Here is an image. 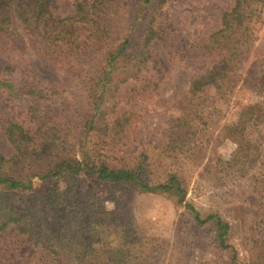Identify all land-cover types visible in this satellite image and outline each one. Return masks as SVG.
<instances>
[{
	"label": "rangeland",
	"instance_id": "obj_1",
	"mask_svg": "<svg viewBox=\"0 0 264 264\" xmlns=\"http://www.w3.org/2000/svg\"><path fill=\"white\" fill-rule=\"evenodd\" d=\"M136 1L121 0L123 22L112 43L121 38L119 27L132 17ZM74 2L54 0V16L72 15ZM234 5L235 0H165L154 13L157 32L146 70L120 84L106 106L108 125L90 131L82 120L89 113L87 82L94 75L88 67L95 55L54 60L0 38V81L47 88L48 119L57 130L48 136L54 132L56 139L72 140L71 156L83 167L73 179V174L46 182L32 178L35 194H62L63 210L50 221L58 227L73 219L69 228L75 232L68 239L84 233L87 243L80 247L111 248L105 258L98 253L92 261L65 258L63 264H264V0L246 8L252 40L227 62L221 86L209 83L194 95L189 91L195 79H205L225 60L226 49L211 36ZM31 104V95L11 93L0 84V154L16 152L5 132L8 122L37 128ZM124 117L125 126L114 136L109 131L115 119ZM100 153L114 166L136 169L143 162L151 184L177 174L184 197L97 180L89 171ZM186 204L202 219L218 215L229 224L224 243L216 221L197 223ZM100 226L108 232L93 237ZM121 236L124 261L116 258L118 248L113 250ZM46 253L14 224L0 231V264H51Z\"/></svg>",
	"mask_w": 264,
	"mask_h": 264
},
{
	"label": "trees",
	"instance_id": "obj_2",
	"mask_svg": "<svg viewBox=\"0 0 264 264\" xmlns=\"http://www.w3.org/2000/svg\"><path fill=\"white\" fill-rule=\"evenodd\" d=\"M164 1L137 0L132 17L127 22L124 20V25L119 27L122 35L114 44L111 42L112 36L116 27L123 22L121 12L118 11L122 6V3L119 5L121 0H75L74 13L63 18L54 16V0H0V38L8 37L16 43L27 45L37 55L54 60L86 58L94 54L96 58L88 67L89 73L94 75L87 82L90 107L89 113L83 117L82 127L89 131L97 130L96 126L101 128L100 126L108 125L106 106L112 93L116 92L122 82L130 78L137 79L146 70L152 58L150 43L157 32L154 13ZM255 1L258 0H235L234 7L223 12L222 27L211 38L218 47L226 49V58L205 79H195L191 83L189 91L192 95L209 83L221 86L218 79L221 77L223 80L227 62L252 40L249 25L252 15L246 8ZM124 76L126 78L122 80ZM0 84L6 86L11 93L21 91L31 95L30 117L38 123L34 131L17 122H8L5 126L6 135L16 152L10 157L0 154V231L14 224L20 233L40 243L47 250L46 256L51 264H63L65 258L83 263L102 256L105 258L103 254L109 253L111 249H105V244L102 250L100 247L96 251L80 247L87 243L82 238L84 233L73 234L68 239L75 232L69 228L73 219L58 227L51 223L50 216L63 210L60 205L63 204L61 193H58V197L54 196L55 191L52 190L42 192L41 195L35 194L38 190L33 187L34 177L46 182L71 174L73 179L83 172L82 163L71 156L74 148L72 140H60L59 135L56 139L54 132L48 136L50 131L57 130L48 119L47 88L31 82H25L20 87L3 81ZM115 120L109 132L119 136L126 124V117ZM44 139L47 142L42 146ZM99 155L92 162L89 171L97 180L124 182L144 192H175L184 197L182 181L177 174L169 175L165 183L151 184L144 177L143 162L136 169L114 166L108 161L110 156L102 153ZM73 191L75 193L76 190ZM186 207L194 212L199 224L215 220L218 236L224 243V237L230 229L227 222L218 215H208L202 219L191 204H186ZM102 228H94L96 234L93 229V237H97L99 233L106 234L109 230ZM120 238L113 250L118 248L116 258L124 261L126 246L122 242L123 236Z\"/></svg>",
	"mask_w": 264,
	"mask_h": 264
}]
</instances>
